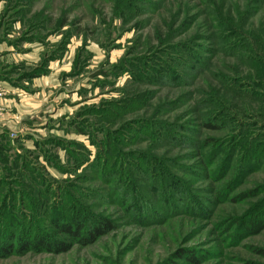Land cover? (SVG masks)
Masks as SVG:
<instances>
[{"label": "rangeland", "instance_id": "obj_1", "mask_svg": "<svg viewBox=\"0 0 264 264\" xmlns=\"http://www.w3.org/2000/svg\"><path fill=\"white\" fill-rule=\"evenodd\" d=\"M258 84L264 0H0V264H264Z\"/></svg>", "mask_w": 264, "mask_h": 264}, {"label": "trees", "instance_id": "obj_2", "mask_svg": "<svg viewBox=\"0 0 264 264\" xmlns=\"http://www.w3.org/2000/svg\"><path fill=\"white\" fill-rule=\"evenodd\" d=\"M258 87L260 88V90H263L264 91L263 84H258ZM205 127L207 129L214 130L213 126L210 127V126L206 125ZM213 160H214V158H213ZM53 225H54V227H56V231L57 232L58 231L65 232L73 241H76V242H77V239L79 237L80 232H82V230L85 229V227H86L83 223L77 222V220H75L73 222L72 221L67 222V225H69V226L66 227V228L63 227V226H61V225L57 226V224H53ZM69 228H73V231L70 232V229ZM97 232H98V230L96 231V233ZM35 241H37V240H35ZM37 243H38V245H41L42 244V242L40 240L37 241L36 244Z\"/></svg>", "mask_w": 264, "mask_h": 264}]
</instances>
